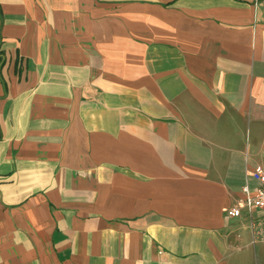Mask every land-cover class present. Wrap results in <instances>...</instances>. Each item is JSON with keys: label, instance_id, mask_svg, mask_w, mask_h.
Listing matches in <instances>:
<instances>
[{"label": "crops", "instance_id": "0c3cea01", "mask_svg": "<svg viewBox=\"0 0 264 264\" xmlns=\"http://www.w3.org/2000/svg\"><path fill=\"white\" fill-rule=\"evenodd\" d=\"M256 165L264 0H0V264H264Z\"/></svg>", "mask_w": 264, "mask_h": 264}, {"label": "built area", "instance_id": "2783aa9c", "mask_svg": "<svg viewBox=\"0 0 264 264\" xmlns=\"http://www.w3.org/2000/svg\"><path fill=\"white\" fill-rule=\"evenodd\" d=\"M251 176L257 181V186L251 190L249 186L245 185L242 188L243 196L240 199V204L251 213L255 209L264 210V168L261 165H256ZM229 217L241 216V209L239 207H232L227 211ZM250 230L252 234V241H264V224L260 220H250Z\"/></svg>", "mask_w": 264, "mask_h": 264}]
</instances>
